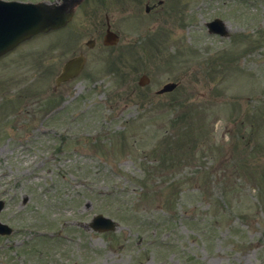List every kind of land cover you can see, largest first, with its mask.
<instances>
[{
  "label": "rangeland",
  "instance_id": "rangeland-1",
  "mask_svg": "<svg viewBox=\"0 0 264 264\" xmlns=\"http://www.w3.org/2000/svg\"><path fill=\"white\" fill-rule=\"evenodd\" d=\"M61 30L0 59V264H264V0H87Z\"/></svg>",
  "mask_w": 264,
  "mask_h": 264
},
{
  "label": "water",
  "instance_id": "water-1",
  "mask_svg": "<svg viewBox=\"0 0 264 264\" xmlns=\"http://www.w3.org/2000/svg\"><path fill=\"white\" fill-rule=\"evenodd\" d=\"M68 4L57 5L47 3H22L6 2L0 0V56L12 50L22 41L32 36L58 29L65 26L73 17V9L69 10ZM211 32H219L225 35V25L221 21L208 24ZM109 44L117 43V37L109 33L107 36ZM85 59L82 57L70 60L64 67L58 83L69 80L79 74L83 69ZM149 79L145 76L140 84L144 85ZM176 84H167L160 93L173 91ZM2 204H0V211ZM92 227L97 231L114 230L117 224L103 216L94 219ZM7 227L0 223V232L4 233Z\"/></svg>",
  "mask_w": 264,
  "mask_h": 264
},
{
  "label": "flooded vegetation",
  "instance_id": "flooded-vegetation-1",
  "mask_svg": "<svg viewBox=\"0 0 264 264\" xmlns=\"http://www.w3.org/2000/svg\"><path fill=\"white\" fill-rule=\"evenodd\" d=\"M94 1L96 2V1H100V0H94ZM86 2H87V0H84V1H83L78 7L81 8L83 5L86 4ZM97 10H100V9L95 8V7L92 8V9H91V8L89 9V11H90L91 13H93L94 15H96V16L99 14ZM106 21H108V23H106V25L110 24L111 27L113 26V25L111 24L109 18H108V15H106ZM94 33H95V37L92 38L91 40H93L94 42H96L99 36H98V34H97V31L94 30ZM103 36H104V35H103ZM84 52H85V53L87 52L85 48H81V49L79 50V54L84 53Z\"/></svg>",
  "mask_w": 264,
  "mask_h": 264
}]
</instances>
